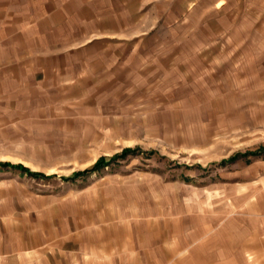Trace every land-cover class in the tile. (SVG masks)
Returning <instances> with one entry per match:
<instances>
[{
    "label": "rangeland",
    "instance_id": "374dc122",
    "mask_svg": "<svg viewBox=\"0 0 264 264\" xmlns=\"http://www.w3.org/2000/svg\"><path fill=\"white\" fill-rule=\"evenodd\" d=\"M96 1L100 66L0 171L3 252L264 264V0Z\"/></svg>",
    "mask_w": 264,
    "mask_h": 264
},
{
    "label": "crops",
    "instance_id": "0c3cea01",
    "mask_svg": "<svg viewBox=\"0 0 264 264\" xmlns=\"http://www.w3.org/2000/svg\"><path fill=\"white\" fill-rule=\"evenodd\" d=\"M95 1L0 0V171L28 173L14 149L25 147L28 129L40 127L43 115L72 95L73 77L100 66ZM2 249L0 264H19L20 253ZM22 258L32 260L28 252Z\"/></svg>",
    "mask_w": 264,
    "mask_h": 264
},
{
    "label": "trees",
    "instance_id": "16d2710c",
    "mask_svg": "<svg viewBox=\"0 0 264 264\" xmlns=\"http://www.w3.org/2000/svg\"><path fill=\"white\" fill-rule=\"evenodd\" d=\"M138 151H139L138 148H135V149H124V150L121 151L120 154H117V155H115V156L112 157V158H107L106 160H104V159H98L97 161H95V162L92 164L91 168H89V169H85V170H83V171H77L76 173L72 174L71 176L66 177V179L75 178L77 175H81V174H87V173L90 172L91 170L96 169V168H98V167H101V166L105 165L104 163L110 161L111 159L121 158L123 155L128 154V153H130V154H135V153H137ZM151 153H152V152H147V154H151ZM30 174L33 175V176H35V175L38 176L37 174H34V173H30Z\"/></svg>",
    "mask_w": 264,
    "mask_h": 264
}]
</instances>
